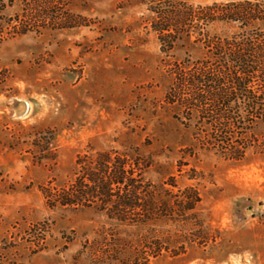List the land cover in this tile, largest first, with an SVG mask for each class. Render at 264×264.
Returning <instances> with one entry per match:
<instances>
[{
  "label": "rangeland",
  "instance_id": "374dc122",
  "mask_svg": "<svg viewBox=\"0 0 264 264\" xmlns=\"http://www.w3.org/2000/svg\"><path fill=\"white\" fill-rule=\"evenodd\" d=\"M226 1L0 0V264H264V94L250 108L240 91L206 90L234 63L219 41L262 43L264 24L194 17ZM197 64L214 84L190 85L185 66ZM98 150L133 167L156 215L49 203L75 158Z\"/></svg>",
  "mask_w": 264,
  "mask_h": 264
},
{
  "label": "trees",
  "instance_id": "16d2710c",
  "mask_svg": "<svg viewBox=\"0 0 264 264\" xmlns=\"http://www.w3.org/2000/svg\"><path fill=\"white\" fill-rule=\"evenodd\" d=\"M180 16L186 18L187 16H193L192 10L181 7L179 11ZM160 15V14H159ZM194 17L202 20L212 21L220 20L224 22H236L250 24L256 22L258 24H264V10L259 6L252 5L251 0H227L226 2H213L209 5L203 6L201 9L196 10ZM161 18H164L161 16ZM168 21L166 18L165 21ZM173 23L166 26L155 27L158 32L163 31L167 34L169 30L173 29ZM165 30V31H164ZM219 51L223 53L227 52L228 57L234 62L229 64H222L215 70L219 75H227V82H222L217 86H213L210 89L206 88L213 97L224 98L229 92L240 91L245 97H247L248 106L250 108H258L257 97L260 94H264V78L261 81V87L250 83V77L253 73L257 76L263 71L264 66L261 68H254L251 64L246 62L245 57L248 50L255 53H260L264 56V41L259 44L246 43L239 44L229 43V47L226 50H222L226 45L224 40L219 41ZM219 55L220 54H215ZM217 56V57H219ZM237 62V63H236ZM197 64L192 70L191 65L185 66V73L190 76V85H197V83H203L208 81L209 83H215L216 78L210 76L209 65ZM192 70V72L190 71ZM192 73V74H191ZM216 77V76H214ZM204 91V88L199 89ZM193 99L200 101V93L192 90ZM251 95L246 93H251ZM255 95V96H254ZM225 112H218L217 116L221 119L224 118ZM264 122V120H262ZM94 158H83L85 154H79L75 158V170L74 178L70 182L67 188H64L62 193L52 194L51 205L59 203L61 205L67 204H85L87 202L99 201L101 206L100 210L105 211L110 216L116 217L121 220H137L149 217L151 214H157V208L149 200L140 197L138 191L139 186L135 183V177L131 176L134 169L133 167L127 168L123 158H110L111 153L106 150H98L90 154ZM233 156V153L230 154ZM48 196V195H47ZM194 196L196 198H194ZM189 196V200H173L174 212L175 206H178V210L184 213L185 210L192 209L194 207V201L198 200L197 196ZM188 197V196H187ZM50 199V198H48ZM183 199V198H182ZM110 204V206H108Z\"/></svg>",
  "mask_w": 264,
  "mask_h": 264
}]
</instances>
